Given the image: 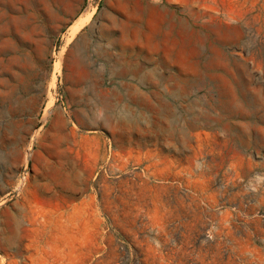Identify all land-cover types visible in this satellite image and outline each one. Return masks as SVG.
I'll list each match as a JSON object with an SVG mask.
<instances>
[{"label":"rangeland","instance_id":"obj_1","mask_svg":"<svg viewBox=\"0 0 264 264\" xmlns=\"http://www.w3.org/2000/svg\"><path fill=\"white\" fill-rule=\"evenodd\" d=\"M0 264H264V0H0Z\"/></svg>","mask_w":264,"mask_h":264},{"label":"bare ground","instance_id":"obj_2","mask_svg":"<svg viewBox=\"0 0 264 264\" xmlns=\"http://www.w3.org/2000/svg\"><path fill=\"white\" fill-rule=\"evenodd\" d=\"M89 16H90V14H88V16H87V17L89 18ZM83 18H84V17H83ZM84 19H85V18H84ZM84 23H85V22H84ZM80 24H81V23H80ZM82 24H83V23H82ZM82 24H81V25H82ZM79 26H80V25H79ZM76 27H77V26H76ZM77 28H78V27H77ZM77 28H75V27H74V29H73V33H75V32H76ZM61 53H62V52H61Z\"/></svg>","mask_w":264,"mask_h":264}]
</instances>
